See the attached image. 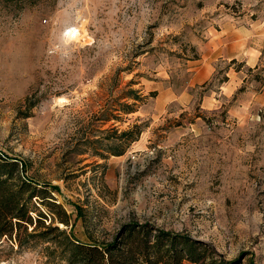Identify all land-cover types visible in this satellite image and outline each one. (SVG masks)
<instances>
[{"label": "rangeland", "instance_id": "rangeland-1", "mask_svg": "<svg viewBox=\"0 0 264 264\" xmlns=\"http://www.w3.org/2000/svg\"><path fill=\"white\" fill-rule=\"evenodd\" d=\"M0 152L36 232L148 222L264 264V0H0ZM55 234L0 238V264H67Z\"/></svg>", "mask_w": 264, "mask_h": 264}, {"label": "trees", "instance_id": "trees-1", "mask_svg": "<svg viewBox=\"0 0 264 264\" xmlns=\"http://www.w3.org/2000/svg\"><path fill=\"white\" fill-rule=\"evenodd\" d=\"M126 96L133 100L140 98L133 91ZM120 105L125 113L132 111L128 109L129 104ZM133 127L137 128V125ZM132 128L121 131L118 137L134 141L140 130L133 132ZM23 171V161L0 152V238L11 239L17 231L30 238L56 232L54 245L67 264H217L206 242L148 222H125L110 239L90 236L85 241L75 236L71 229L67 233L65 229L50 224L44 226L43 231L36 232L34 219L41 222L46 215L32 203V198L38 196L40 190L36 189L37 184L33 180L24 176ZM49 217L51 222L57 218L54 215ZM58 220L68 225L67 219ZM30 226L32 228L28 231Z\"/></svg>", "mask_w": 264, "mask_h": 264}, {"label": "crops", "instance_id": "crops-1", "mask_svg": "<svg viewBox=\"0 0 264 264\" xmlns=\"http://www.w3.org/2000/svg\"><path fill=\"white\" fill-rule=\"evenodd\" d=\"M239 54V53H238ZM238 54H236V53H234V54H229V55H227V57H229V58H234V57H236ZM255 59H257V57H255ZM249 61V60H248Z\"/></svg>", "mask_w": 264, "mask_h": 264}, {"label": "built area", "instance_id": "built-area-1", "mask_svg": "<svg viewBox=\"0 0 264 264\" xmlns=\"http://www.w3.org/2000/svg\"><path fill=\"white\" fill-rule=\"evenodd\" d=\"M76 36V34L73 32V37H75Z\"/></svg>", "mask_w": 264, "mask_h": 264}]
</instances>
